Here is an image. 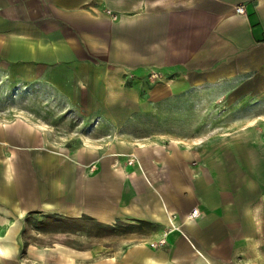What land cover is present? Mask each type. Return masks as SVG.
<instances>
[{"label": "crops", "instance_id": "crops-1", "mask_svg": "<svg viewBox=\"0 0 264 264\" xmlns=\"http://www.w3.org/2000/svg\"><path fill=\"white\" fill-rule=\"evenodd\" d=\"M15 88L86 131L65 143L56 115L0 111V264H264L263 119L195 132L260 115L264 0H0V99ZM45 215L157 229L107 256L22 255Z\"/></svg>", "mask_w": 264, "mask_h": 264}, {"label": "rangeland", "instance_id": "rangeland-1", "mask_svg": "<svg viewBox=\"0 0 264 264\" xmlns=\"http://www.w3.org/2000/svg\"><path fill=\"white\" fill-rule=\"evenodd\" d=\"M25 93L28 96H26ZM43 96H37V93L31 94L28 90L21 92L19 89L15 88L7 98L0 99V111L7 108L8 110L13 109V113H18L25 108H32L35 111H44V115L47 119H53L54 115H56L57 118H61L59 119L61 129L58 133L61 135L63 141H67L65 143H75L76 137H80L84 131H86V123L83 121L84 117L76 115L73 110L64 107L57 99L52 98L46 100ZM28 97H30V99ZM191 106L195 107L196 105L191 104ZM207 106L209 105L205 102L203 107L207 108ZM227 106L228 105H224V107ZM248 106L259 109L258 112L260 115L254 112L252 116L247 117L228 115L219 118L208 114L200 117V124L204 122L206 130L202 131L200 126H196V130H198L197 128L201 130L195 132L208 134L210 130H214L213 126L211 127L213 123L217 121L226 123L233 118H247L252 121H257L254 123L260 125L262 119L264 121V115H261L262 111H260V109L264 108V98L256 99ZM56 112L61 114L58 115ZM190 119H192V117ZM203 119H205V121H203ZM193 123L197 124V122L189 120L186 126H188V124L194 125ZM173 127H175L177 131L178 128H180V126ZM153 226H155L154 223L148 221L137 222L135 225L133 223L128 224L124 222L108 225L96 223L91 220H69L48 215L41 216L40 220L30 217L29 227L23 230L22 237L24 248L21 250V254H26L29 247L35 249V251L38 249L53 253L58 246L62 245L64 247L71 244L78 248L91 249L98 256L112 255L123 246L137 242L140 240L139 238L145 237L155 231L157 228Z\"/></svg>", "mask_w": 264, "mask_h": 264}, {"label": "built area", "instance_id": "built-area-1", "mask_svg": "<svg viewBox=\"0 0 264 264\" xmlns=\"http://www.w3.org/2000/svg\"><path fill=\"white\" fill-rule=\"evenodd\" d=\"M238 11L243 12L244 11L243 7L242 6L238 7ZM133 160H134V157H133V159H131L129 161V163H132ZM198 215H199V210L197 208H194L193 211L191 212L190 217L191 218H196ZM164 243H165V239L160 240V242H159V244H164ZM159 244H153V245L158 246Z\"/></svg>", "mask_w": 264, "mask_h": 264}]
</instances>
